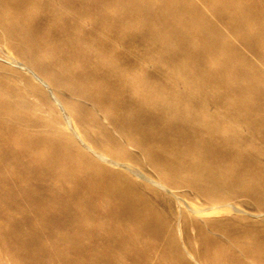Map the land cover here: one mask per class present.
Segmentation results:
<instances>
[{
  "label": "rangeland",
  "instance_id": "obj_1",
  "mask_svg": "<svg viewBox=\"0 0 264 264\" xmlns=\"http://www.w3.org/2000/svg\"><path fill=\"white\" fill-rule=\"evenodd\" d=\"M228 1L0 0V100L17 101L19 116H29L39 141L36 170L53 148L68 155L59 171L41 168L38 185L53 176L59 194L76 192L92 201L134 183L135 200L146 204L147 215L164 220L165 236L148 264H251L261 258L264 264V130L241 123L236 114L254 98L238 102L235 94L225 96L248 82L226 80L238 76L241 67L219 64L211 48L201 45V32L212 30L217 50L227 36L236 52L250 55L232 31L239 19ZM263 2L244 0L243 6L253 13ZM165 6L176 9L175 14ZM135 7L144 15V26L131 20ZM173 18L181 23L185 43L167 34L171 24L165 21ZM184 51L189 55L183 60L179 55ZM20 127L22 132L23 123ZM250 133L254 141L239 138ZM144 143L150 145L146 153ZM236 152L255 158L249 184L230 178L229 169L245 166V158H225ZM205 153L221 172L216 184L195 169ZM151 157L163 162L167 173L157 170ZM175 163L185 166L176 175L171 173ZM254 189L260 190L258 199ZM116 204L105 205L102 212L107 215ZM30 215L32 230L43 235L47 246L50 216ZM91 225L95 239L106 244L103 224ZM142 225L141 218L131 227ZM165 244L171 254L161 253ZM176 245L179 252L174 253ZM30 252L37 261L44 259ZM214 252L232 253L239 263Z\"/></svg>",
  "mask_w": 264,
  "mask_h": 264
},
{
  "label": "bare ground",
  "instance_id": "obj_2",
  "mask_svg": "<svg viewBox=\"0 0 264 264\" xmlns=\"http://www.w3.org/2000/svg\"><path fill=\"white\" fill-rule=\"evenodd\" d=\"M228 3L233 4L239 19L236 25L232 26L234 27L232 31L240 39L241 48L246 49L251 56L247 53L236 52V48L227 36H223L222 48L217 50L214 45L216 33L212 30L201 32V45L208 49H213V51L209 49L208 52H210L211 58L216 61L220 60L219 64L225 67H241L238 76L227 78L226 80L236 84H239L240 80H247L248 82L245 85L235 87L234 92L227 91L225 96L235 94L238 102H241L243 98H254L255 102L253 104L241 105L236 114L241 123L248 125L256 123L257 129L264 130V2L259 10L253 9L255 10L252 11L253 13L244 8V0H229ZM164 9L169 10L173 14L176 11V9L171 11L167 6ZM134 11L135 13H133ZM134 11L132 12L133 14L131 13V20L144 26L143 13L139 14L137 8ZM165 23L169 26L171 24L167 34L173 40L186 42V36H179L181 23L176 18L171 21L167 20ZM204 24L207 25V28L211 26L210 22H204ZM227 27L229 28L230 26ZM186 54L188 52L184 51L179 56H182L181 59L184 60ZM256 61H258V64H255L256 66L254 67L253 64ZM245 67H250L255 73H248ZM102 84L105 85L104 83ZM18 108L19 104L17 101L0 100V205L3 209L0 211V264H54V260L58 256L62 259L61 261L59 260L61 264H116L117 261L121 260H124L127 264H145L146 262L148 264L150 253L158 250V243L165 236L160 228L164 220L162 217L154 219L147 215L145 209L148 207L144 206L146 204L135 200L134 183L129 182L122 189L113 191L110 194H103L101 200H98L100 198H93V196L92 201L88 199L90 202L81 196L80 193L74 192L67 195V197L59 194L52 187L53 176H48L47 182L39 186L38 182L43 178L44 174V170L42 171L41 168L50 166L51 172L59 171L61 161L66 163L69 161L68 155L67 152L62 153V151H59L60 148L59 150L53 148L50 151L47 163L36 170L34 158L39 152L37 146L39 141L33 138L29 116L24 114L23 117H20ZM21 123L24 126L22 132ZM239 138H251L250 141L255 139L251 133L244 136L240 134ZM149 148V143L143 144L145 153L148 152ZM208 154H204V161L195 169L200 171L203 176L205 175L206 182L216 184L222 179L221 172L218 167L214 166V162H210ZM225 158L231 161L245 158V166L241 170L229 169L228 172L230 178L249 184V177L255 164L254 156L242 157L236 152L235 154L225 155ZM151 161L157 164V170L167 173L163 162L156 160L154 157H151ZM175 164L171 173L176 175L185 166H183L184 164L182 167L179 164L177 165V163ZM75 170V166L72 165L71 171L74 172ZM21 171L23 173L22 176L19 175ZM261 188L264 190V180ZM253 192L257 198L260 190L254 189ZM9 196L11 197L10 200H12L10 206V202H8ZM113 201L117 204L109 207L107 215H105L102 212L103 207ZM10 208L14 210L11 211L9 210ZM31 212H36L40 216L48 214L51 218L53 227L47 231V236L50 239L47 246L43 242V235L32 230L34 218L30 215ZM18 215H21V217ZM141 218L144 220V225L131 227ZM93 222H101L103 224L101 230L105 235L106 244L103 245V240L95 239V231L91 225ZM127 225L130 226L128 230ZM56 227H63L65 232H59ZM173 237L172 235L171 238ZM152 238L158 240L155 245L151 243ZM58 241L61 242L60 246L55 245ZM208 247V245H205L203 250H207ZM30 250L41 253L44 259L37 261L30 254ZM175 251L179 252L177 245L173 252L175 253ZM202 252L205 253L206 251ZM11 253L13 256H8ZM161 253L165 255L171 254L166 244L162 246ZM217 254L226 259L228 258L231 262H238L239 260V257L232 253L229 255H223V252ZM250 263L263 264L262 258Z\"/></svg>",
  "mask_w": 264,
  "mask_h": 264
}]
</instances>
